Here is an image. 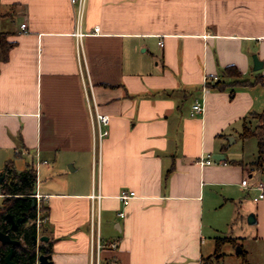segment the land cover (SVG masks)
<instances>
[{"label":"crops","instance_id":"crops-1","mask_svg":"<svg viewBox=\"0 0 264 264\" xmlns=\"http://www.w3.org/2000/svg\"><path fill=\"white\" fill-rule=\"evenodd\" d=\"M0 33V205L7 165L35 174L53 264H91L98 236L103 264H264V199L242 186L264 170L228 144L264 112V0H87L82 21L0 0ZM90 104L110 121L96 153Z\"/></svg>","mask_w":264,"mask_h":264},{"label":"trees","instance_id":"trees-1","mask_svg":"<svg viewBox=\"0 0 264 264\" xmlns=\"http://www.w3.org/2000/svg\"><path fill=\"white\" fill-rule=\"evenodd\" d=\"M9 34L0 33V60L7 61L9 53L15 46L14 43L9 42ZM231 75L236 78H242L241 74L232 73V69H227ZM258 83L264 86V80L258 79ZM256 82V83H257ZM242 86H250L253 83L249 81L240 80L236 82ZM258 126L251 129L245 125L241 138L247 140L249 138H256L258 141V157L253 167L259 170H264V112L257 116ZM6 180L1 187L2 195L6 198L0 205V232L10 235L13 240L21 241L22 246L14 248L12 261L16 264H36L38 255H50V244L42 243L39 248L34 246L33 237L36 236L35 225L32 224L36 218V207H33V184L35 182V174L32 171H27L23 174H17L12 164L7 165L5 169ZM42 214L49 217L48 209L42 204ZM12 215L15 220L23 218V222L19 224L17 232L10 230L11 225L8 222L7 216ZM219 242V246H220ZM11 246L0 243V264H4L5 257L10 253Z\"/></svg>","mask_w":264,"mask_h":264},{"label":"built area","instance_id":"built-area-1","mask_svg":"<svg viewBox=\"0 0 264 264\" xmlns=\"http://www.w3.org/2000/svg\"><path fill=\"white\" fill-rule=\"evenodd\" d=\"M70 2L72 3V5L76 6L78 9V18L80 21H82L83 16L85 14V10H86V5H87V0H70ZM23 30L26 29V26H22ZM99 29L96 28L95 29V33H98ZM84 34L83 33H76V37L78 39V43L81 47L82 45V40L84 38ZM160 46H163V42L160 43ZM91 104H90V115H91V119H92V125H93V132H94V153H96V148L98 147L100 149L101 147V143L102 141L108 137L109 135V118L103 114H101L100 112H98V110H96L95 113H93L91 111ZM203 106L199 103H196L193 107V112H192V116L195 117L198 114L203 113ZM205 164L210 165L212 164V161H206ZM242 186L245 188H250V189H254L257 192H259V196L258 198L255 199L256 202L263 200L264 199V182L262 181H257L254 184H249V180H244L242 182ZM3 198V196L0 195V200ZM34 198L36 199V218L33 220L32 224L35 225V229H36V237L38 240V247L40 246V238L42 235V230L43 227L48 223L49 218L44 216L42 214V199L43 197L41 195H39L38 193L34 196ZM120 200L122 201L123 205L125 207L129 206L131 200H133L134 198H136V193L133 191H122V193L120 194ZM94 199L100 200L101 199V195L98 194L97 196H94ZM120 217L124 218L125 217V213H121ZM111 250H116L117 249V244L112 243L109 245ZM104 250V246L99 238V236L94 239L92 238V250H91V264H103L102 263V253ZM38 259V258H37ZM110 264H118L115 261L110 262Z\"/></svg>","mask_w":264,"mask_h":264},{"label":"water","instance_id":"water-1","mask_svg":"<svg viewBox=\"0 0 264 264\" xmlns=\"http://www.w3.org/2000/svg\"><path fill=\"white\" fill-rule=\"evenodd\" d=\"M255 61V70L259 71L263 68V63L261 61L258 60L257 57H255L254 59ZM216 161H220V160H224L225 156H221V155H217L213 157ZM8 222L11 224V231L12 232H17L18 231V223L23 222V219H19L18 221L14 220V217L12 215H8L7 216ZM250 222H252L250 220ZM49 241V239L47 237H43L40 239V242H45L47 243ZM0 243L3 245H9L11 246V251L10 253L5 257V263L4 264H16L14 261H12V255L14 252V248L17 246H22V243L20 241L17 240H13L10 235L5 234L0 232ZM33 244L34 246L38 247V240L37 237L34 236L33 237ZM38 263L39 264H53L52 262V256L51 255H46V254H40L38 255Z\"/></svg>","mask_w":264,"mask_h":264},{"label":"rangeland","instance_id":"rangeland-1","mask_svg":"<svg viewBox=\"0 0 264 264\" xmlns=\"http://www.w3.org/2000/svg\"><path fill=\"white\" fill-rule=\"evenodd\" d=\"M257 126L258 124L256 125V127ZM236 139H237L236 143H233L232 140H229L228 142V144L231 146L230 148L232 149L231 150L232 153L242 154V158H244L247 162L252 160L254 161L257 158L259 152L257 139L252 137L246 140L245 142L238 137H236ZM262 180L264 181V176L262 177ZM234 261L241 263L242 259L239 261L238 260H234Z\"/></svg>","mask_w":264,"mask_h":264},{"label":"flooded vegetation","instance_id":"flooded-vegetation-1","mask_svg":"<svg viewBox=\"0 0 264 264\" xmlns=\"http://www.w3.org/2000/svg\"><path fill=\"white\" fill-rule=\"evenodd\" d=\"M16 221H17V220H16ZM19 224H20V223H18V229H19Z\"/></svg>","mask_w":264,"mask_h":264}]
</instances>
